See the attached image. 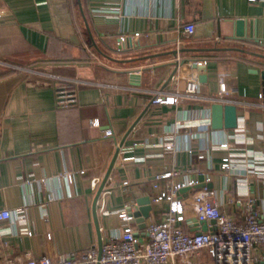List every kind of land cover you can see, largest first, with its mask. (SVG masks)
<instances>
[{
    "label": "crops",
    "instance_id": "1",
    "mask_svg": "<svg viewBox=\"0 0 264 264\" xmlns=\"http://www.w3.org/2000/svg\"><path fill=\"white\" fill-rule=\"evenodd\" d=\"M235 19L245 22L243 41L225 38L233 33L227 21ZM189 23L195 26L192 35L183 32ZM121 33L139 36L119 52ZM257 55L264 56V1L0 0V210L15 215L25 207L24 224L16 216L0 223V264H24L27 254L56 259L98 244L93 202L117 149L95 206L98 227L106 233L118 221L116 211L145 192L151 199L158 193L153 177L165 169L208 177L207 185L238 223L245 216L233 200L247 187L262 216L264 159L253 173L243 174V161H232L223 172L220 165L232 151L210 150L198 160L186 148L209 149L233 129H176L210 118L222 82L234 90L225 97L241 102L238 122L250 139L242 150L248 159L264 153V59ZM193 61L207 66V83L197 84L195 96L174 105L150 104L157 90L182 91L197 75ZM106 130L113 137L104 138ZM168 142L178 150H166ZM95 178L100 184L92 190ZM151 204L149 218L158 222L168 205Z\"/></svg>",
    "mask_w": 264,
    "mask_h": 264
},
{
    "label": "built area",
    "instance_id": "2",
    "mask_svg": "<svg viewBox=\"0 0 264 264\" xmlns=\"http://www.w3.org/2000/svg\"><path fill=\"white\" fill-rule=\"evenodd\" d=\"M248 1L254 3L264 0ZM194 30L195 26L191 23L183 26V32L187 35H192ZM138 36L139 33L133 35L121 33L118 36L117 47L124 50L131 38ZM195 63L201 65L205 62ZM197 84L195 77L187 81L182 91L170 94L157 90L151 97L150 104L174 105L182 97H194ZM233 93V89L221 82L219 96L214 101L235 106L241 104L240 101L225 97ZM90 124L97 126L98 123L97 120H93ZM194 125L203 134L210 129V118L197 120L192 124H181L176 126V129L191 128ZM245 131L244 123L239 124L237 121V126L227 136L226 141L211 145L209 149L193 150L187 147L186 151L196 159L202 160L210 150H230L232 153L223 159L220 169L228 172L232 167V161H243L246 162L243 166L247 167L243 174L253 173V170L258 168L256 163L262 164L264 153L252 154L254 159L247 158L248 154L241 148L250 140ZM113 135L112 130H106L103 134L104 138ZM164 147L166 150H178L172 142L164 143ZM79 174L82 175L83 171ZM189 174H193L194 177ZM199 176H202V181H199ZM67 178L71 180V175H67ZM161 181L164 182L163 188L160 186ZM209 182L210 179L197 170L165 169L153 177L152 189L158 193L150 200L152 203L166 202L168 208L160 221L156 222L151 218L146 220L145 229L141 231L144 236H136V233H141L137 229L134 216L139 206L133 201L115 212L118 221L111 223L108 233L99 228V233L104 232L106 235L105 238H101L100 246L94 244L82 252L66 254L56 259L46 256L35 258L27 254L24 264H264V254L256 253V249L264 250V213L261 216L254 209L255 202L247 187L233 200L245 216L244 222L238 223L223 209L217 192L206 186ZM99 184L100 180L95 178L91 180L90 187L96 190ZM199 184H203V187L189 195L181 192L184 189L191 191ZM127 186L128 182L123 181L122 192L128 191ZM142 196L149 195L145 192ZM47 204L41 205V217L44 220L47 219ZM100 210L104 212V202H101ZM24 211L25 207H21L14 215L7 209H1L0 223L16 216L18 223L24 224ZM193 216L194 223H191L190 218ZM210 221H214V224H209ZM201 222H208L207 231L199 233L188 231L194 224L199 227ZM22 231L29 236L32 234L26 228ZM4 233L5 231L0 232Z\"/></svg>",
    "mask_w": 264,
    "mask_h": 264
},
{
    "label": "water",
    "instance_id": "3",
    "mask_svg": "<svg viewBox=\"0 0 264 264\" xmlns=\"http://www.w3.org/2000/svg\"><path fill=\"white\" fill-rule=\"evenodd\" d=\"M227 23H231L232 25V30L233 33L230 36H226L225 38L227 40H237V41H243L245 40L244 37V20L243 19H235L232 21H227ZM217 28V32L219 33L220 31V27L219 24L217 23L216 25ZM210 50V49H209ZM211 50H219V49H211ZM117 51H123V49H121L120 47H117ZM185 52H190V53H198V52H202V51H207L206 49H186L184 50ZM183 51V52H184ZM174 54H176L175 52H173ZM253 55H256L255 53H252ZM260 56L261 58L264 59V56L261 55H257ZM177 64V63H176ZM191 69L196 70L197 75V81L200 84H205L207 83V66L202 64V65H198L196 64L194 61L190 64ZM253 73H257L256 70H252ZM261 77L264 81V70L260 73ZM131 79H135L137 78V74L130 72L129 74ZM173 76V75H172ZM172 76L170 78H172ZM209 115H210V127L212 130L214 131H221L223 129H234L237 126V121H238V115H237V109L235 105L232 104H223L221 102L218 101H213L210 103L209 105ZM123 144V141L121 142L120 146ZM119 149L116 150V153L113 156V159L108 167V170L103 178V180L101 181V184L97 190V193L95 195L94 198V202H93V211H94V215H95V225H96V229L99 232V227L97 224V220H96V213H95V206H96V201L98 199V197L100 196L104 185L109 177V174L114 166V163L116 161L117 155H118ZM199 181H202V176H199ZM203 187L202 184L196 185L193 189H199ZM208 188H211V185H207ZM189 189H184L181 192L184 193L186 191H188ZM139 208L138 210L134 213L135 216V223L137 224V229L138 231H142L145 229L146 226V220L149 218L150 212L152 210V204H151V200L149 196H142L137 198L136 200ZM209 224H214V221H210ZM208 229V222H201L199 223V227L196 226V224L193 225V227L191 228V232H195V233H199L200 231L205 232ZM215 229V228H213ZM136 236H144V233H136ZM98 245H101V237L100 234L98 233Z\"/></svg>",
    "mask_w": 264,
    "mask_h": 264
},
{
    "label": "trees",
    "instance_id": "4",
    "mask_svg": "<svg viewBox=\"0 0 264 264\" xmlns=\"http://www.w3.org/2000/svg\"><path fill=\"white\" fill-rule=\"evenodd\" d=\"M69 92V91H68ZM59 96L61 97V96H63V92H59Z\"/></svg>",
    "mask_w": 264,
    "mask_h": 264
},
{
    "label": "rangeland",
    "instance_id": "5",
    "mask_svg": "<svg viewBox=\"0 0 264 264\" xmlns=\"http://www.w3.org/2000/svg\"><path fill=\"white\" fill-rule=\"evenodd\" d=\"M193 218H194V216H193Z\"/></svg>",
    "mask_w": 264,
    "mask_h": 264
}]
</instances>
